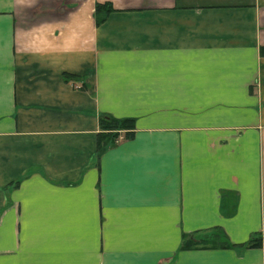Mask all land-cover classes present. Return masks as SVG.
I'll return each mask as SVG.
<instances>
[{"label":"crops","instance_id":"obj_1","mask_svg":"<svg viewBox=\"0 0 264 264\" xmlns=\"http://www.w3.org/2000/svg\"><path fill=\"white\" fill-rule=\"evenodd\" d=\"M0 264H264V0H0Z\"/></svg>","mask_w":264,"mask_h":264},{"label":"trees","instance_id":"obj_2","mask_svg":"<svg viewBox=\"0 0 264 264\" xmlns=\"http://www.w3.org/2000/svg\"><path fill=\"white\" fill-rule=\"evenodd\" d=\"M104 8H102L101 5L95 6L94 13L97 15L99 11H103ZM109 11V8L105 9L103 11V15ZM101 21V18L98 20L96 18V22ZM99 127L102 133L100 134V137H106L108 140L107 143H113L118 138V133L123 132V138L128 139L132 136V131L134 129V122L132 119H123V120H117L112 117L103 116L100 118L99 121ZM106 141V140H105ZM219 231V230H218ZM216 240H210L208 241L206 238L200 239V240H193L190 239L187 241L186 246L191 247H226L227 244L225 242H221L219 244H215ZM248 244H251L249 242Z\"/></svg>","mask_w":264,"mask_h":264},{"label":"rangeland","instance_id":"obj_3","mask_svg":"<svg viewBox=\"0 0 264 264\" xmlns=\"http://www.w3.org/2000/svg\"><path fill=\"white\" fill-rule=\"evenodd\" d=\"M119 133H123V132H119ZM121 139H122V138H121ZM204 238H206L208 241H210V240H216V241H214L215 244H219V243L223 242V241H222L223 236H222L221 233L218 232V231H215V232H214L213 234H211L210 236H209V235H206Z\"/></svg>","mask_w":264,"mask_h":264}]
</instances>
